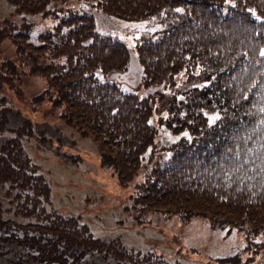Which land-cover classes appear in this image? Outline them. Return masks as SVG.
I'll return each instance as SVG.
<instances>
[{
	"label": "trees",
	"instance_id": "1",
	"mask_svg": "<svg viewBox=\"0 0 264 264\" xmlns=\"http://www.w3.org/2000/svg\"><path fill=\"white\" fill-rule=\"evenodd\" d=\"M51 1L12 0L24 13L61 11L53 30H68L57 42L46 31L34 45L27 41L30 24L12 33V22H0V42L9 37L15 46L13 57L0 59V90L59 108L66 124L98 141L99 162L112 168L120 185L141 174L133 185L136 220L149 211L183 220L205 215L212 227L248 223L247 236L264 233V0H86L106 15L157 25L134 38L141 95L98 76L125 68V41L100 34L93 15L70 7V0L49 11ZM32 76L44 87L25 99L20 83ZM208 104L220 115L213 125L200 112ZM11 112L20 122L7 129ZM162 126L190 137L157 147ZM6 129L12 133L1 135ZM33 133V122L0 93V192L9 205L0 204V258L6 246L18 245L26 253L22 258L13 250L16 264H83L93 255L115 264H169L118 239L94 237L77 218L48 208L49 185L22 145ZM46 142L39 138L40 145ZM163 150L176 151L167 165L146 166Z\"/></svg>",
	"mask_w": 264,
	"mask_h": 264
},
{
	"label": "rangeland",
	"instance_id": "2",
	"mask_svg": "<svg viewBox=\"0 0 264 264\" xmlns=\"http://www.w3.org/2000/svg\"><path fill=\"white\" fill-rule=\"evenodd\" d=\"M87 3L86 0H70L69 6L77 11L90 12L100 34L124 40L129 50L124 69L100 72L99 79L112 81L125 92L141 95L143 90L139 84L140 66L133 51L134 38L152 32L157 25L150 20L136 22L106 15ZM59 5L60 0H52L46 9L50 11ZM67 5L66 2L62 6ZM61 18V11L55 16L24 13L16 10L12 0H0V22H12L16 26L12 33L19 31L23 22L30 24L26 31L27 41L34 45H39V35L49 30L55 42L64 36L67 27L62 26L57 33L53 30ZM14 51V43L5 37L0 42V59L13 57ZM20 86L25 99H28L44 87V81L39 76L26 77ZM0 93L6 96L8 105L18 111L21 118L33 122V135L21 140L30 161L38 166L49 185L48 208L58 214L77 218L94 237L118 239L128 249L161 255L169 264H264V233L247 236L244 228L248 223L242 227H212L205 215H194L183 220L177 213L166 215L160 211L146 212L143 220H136L131 210L133 185L142 179L141 174L135 175L130 184L120 185L112 168L100 164L98 141L92 135H81L66 124L59 116V108H52L48 104L36 106L33 101L16 99L5 87ZM13 112L9 114L7 129L20 122ZM200 112L206 118L207 125H213L220 119L215 104L204 105ZM7 129L1 135L12 133ZM42 136L47 142L40 145L39 138ZM189 137L188 131L172 133L162 126L158 128L154 142L161 147ZM175 153L173 150L158 151L146 166L162 168ZM0 204L9 207L1 192ZM12 232L16 234V229L13 228ZM18 235H21V231H18ZM16 246H6L7 256L0 258V264L15 259V251L22 258L25 257L23 254L26 251ZM84 263L115 264L111 258L105 260L97 255L87 256ZM9 264L16 263L10 261Z\"/></svg>",
	"mask_w": 264,
	"mask_h": 264
}]
</instances>
